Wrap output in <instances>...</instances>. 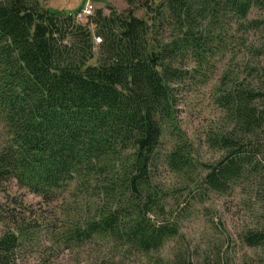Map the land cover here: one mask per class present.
Here are the masks:
<instances>
[{"label": "trees", "instance_id": "trees-1", "mask_svg": "<svg viewBox=\"0 0 264 264\" xmlns=\"http://www.w3.org/2000/svg\"><path fill=\"white\" fill-rule=\"evenodd\" d=\"M129 3L83 24L80 9L0 0V185L16 180L47 205L75 198L60 215L34 217L22 200L0 212V264H28L41 237L53 251L108 245L114 255L101 264H194L181 250L163 254L180 235L182 197L227 192L255 171L246 145L264 130L263 64L247 65L242 80L229 69L213 87L232 127L208 134L216 164L196 158L181 103L186 88L210 82L216 56L233 31L254 27L249 13L264 0ZM164 168L176 184H163ZM245 240L264 246V233Z\"/></svg>", "mask_w": 264, "mask_h": 264}, {"label": "rangeland", "instance_id": "rangeland-1", "mask_svg": "<svg viewBox=\"0 0 264 264\" xmlns=\"http://www.w3.org/2000/svg\"><path fill=\"white\" fill-rule=\"evenodd\" d=\"M141 1L144 0H134L133 4L139 5ZM47 4L54 10L73 14L86 4L93 5V14L98 9L110 13L111 8L124 12L132 6L129 0H49ZM137 16L146 17V11L138 9ZM248 19L257 22L246 33L233 31L234 36L227 48L215 58L217 71L210 82L198 87L189 86L182 94V128L198 149L196 158L207 164H216L222 155L216 148L210 147L208 134L232 128L225 123L222 107L214 102V85L229 69H235L238 79L242 80L247 65H264V5H254ZM77 21L86 24L88 19ZM99 42L97 39L96 43ZM246 147L254 153L255 171L252 176L241 178L227 192H208L203 187H196L198 190L194 188L196 190L183 196V211L174 213L179 222L180 235L170 241L163 251L164 255L170 256L181 250L194 264H264V246L252 247L245 240L250 232L264 233V130L248 141ZM160 179L166 185L176 184V177L166 168L160 170ZM20 200L28 207L27 213L32 212L34 217L49 216L51 210L60 215L65 201L75 202V198L66 193L60 200L47 205L42 203L40 196L19 186L16 180L0 185V212L20 211ZM5 228L6 224L0 222V234ZM40 241L39 247L28 251V264H101L104 257L109 261L114 255L108 245L53 251L44 237ZM127 264L141 263L133 258L128 259Z\"/></svg>", "mask_w": 264, "mask_h": 264}, {"label": "built area", "instance_id": "built-area-1", "mask_svg": "<svg viewBox=\"0 0 264 264\" xmlns=\"http://www.w3.org/2000/svg\"><path fill=\"white\" fill-rule=\"evenodd\" d=\"M93 10H94V7L92 4H86L84 7H82L79 10L77 14V19L81 21L87 19L89 16L93 14Z\"/></svg>", "mask_w": 264, "mask_h": 264}, {"label": "crops", "instance_id": "crops-1", "mask_svg": "<svg viewBox=\"0 0 264 264\" xmlns=\"http://www.w3.org/2000/svg\"><path fill=\"white\" fill-rule=\"evenodd\" d=\"M47 2L49 3V0H47Z\"/></svg>", "mask_w": 264, "mask_h": 264}]
</instances>
